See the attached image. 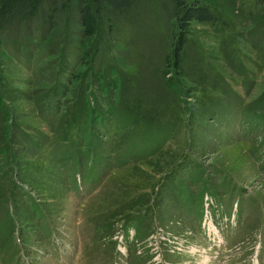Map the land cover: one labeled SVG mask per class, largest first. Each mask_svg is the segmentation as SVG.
Wrapping results in <instances>:
<instances>
[{"label": "rangeland", "instance_id": "obj_1", "mask_svg": "<svg viewBox=\"0 0 264 264\" xmlns=\"http://www.w3.org/2000/svg\"><path fill=\"white\" fill-rule=\"evenodd\" d=\"M186 1L0 39V264H264V0Z\"/></svg>", "mask_w": 264, "mask_h": 264}, {"label": "trees", "instance_id": "obj_2", "mask_svg": "<svg viewBox=\"0 0 264 264\" xmlns=\"http://www.w3.org/2000/svg\"><path fill=\"white\" fill-rule=\"evenodd\" d=\"M139 0H0V39L18 41L40 34L59 38L62 30L74 24L70 32L85 38L96 37L106 25L117 24ZM170 18L179 26L174 41L172 63L180 66L193 20L215 21L211 10L186 0H165ZM69 31V30H67ZM63 37V35L61 36Z\"/></svg>", "mask_w": 264, "mask_h": 264}]
</instances>
